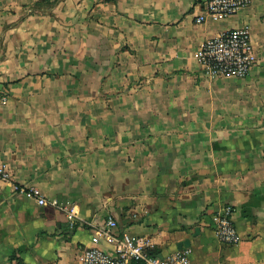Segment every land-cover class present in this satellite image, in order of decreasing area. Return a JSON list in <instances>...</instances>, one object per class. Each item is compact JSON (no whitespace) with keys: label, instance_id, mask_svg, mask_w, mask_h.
Masks as SVG:
<instances>
[{"label":"crops","instance_id":"obj_1","mask_svg":"<svg viewBox=\"0 0 264 264\" xmlns=\"http://www.w3.org/2000/svg\"><path fill=\"white\" fill-rule=\"evenodd\" d=\"M204 4L0 0V264L115 255L109 221L161 258L189 241L192 264H264V0L223 20ZM245 25L249 75H204L202 42Z\"/></svg>","mask_w":264,"mask_h":264},{"label":"built area","instance_id":"obj_2","mask_svg":"<svg viewBox=\"0 0 264 264\" xmlns=\"http://www.w3.org/2000/svg\"><path fill=\"white\" fill-rule=\"evenodd\" d=\"M252 0H205V13L217 20L229 18L248 6ZM197 23H203L204 17H198ZM198 61L204 75L212 78H245L257 63V54L251 37V27L230 30L220 36L202 42ZM9 101V97L0 94V109ZM0 179L10 180L6 166H0ZM34 198L39 205L48 203L39 190H21ZM234 208L224 206L215 216V234L217 240L225 245H238L241 242L233 220ZM72 218V216H71ZM116 223L109 221L106 233L116 243L115 255L98 248H89L81 256V264H192L189 249L178 250L167 258H161L148 250V245L129 234H116Z\"/></svg>","mask_w":264,"mask_h":264},{"label":"water","instance_id":"obj_3","mask_svg":"<svg viewBox=\"0 0 264 264\" xmlns=\"http://www.w3.org/2000/svg\"><path fill=\"white\" fill-rule=\"evenodd\" d=\"M196 232H199V229L197 228L196 229ZM190 247V242L189 241H186L185 242V247H180L178 250H183V249H188Z\"/></svg>","mask_w":264,"mask_h":264},{"label":"trees","instance_id":"obj_4","mask_svg":"<svg viewBox=\"0 0 264 264\" xmlns=\"http://www.w3.org/2000/svg\"><path fill=\"white\" fill-rule=\"evenodd\" d=\"M155 252H153L152 254H154ZM156 255V254H155Z\"/></svg>","mask_w":264,"mask_h":264}]
</instances>
